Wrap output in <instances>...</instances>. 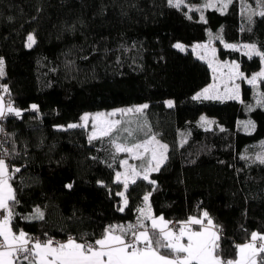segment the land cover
I'll return each mask as SVG.
<instances>
[{"label":"trees","instance_id":"trees-1","mask_svg":"<svg viewBox=\"0 0 264 264\" xmlns=\"http://www.w3.org/2000/svg\"><path fill=\"white\" fill-rule=\"evenodd\" d=\"M241 5L233 0L223 13L206 8L205 23L199 11L170 7L168 0H0V86L22 112L2 121L10 170L21 169L11 180L19 201L13 229L45 240L94 241L110 225L136 222L151 192L154 214L170 221L207 211L225 259L235 258L234 245L251 232L264 234V164L254 162L264 141V108L256 107L244 81L240 100H193L213 73L193 51L174 47L209 41L211 32L264 51V17L249 24ZM32 31L36 40L29 48ZM217 43L219 58L238 60L246 75L262 67L258 57L249 60ZM145 101L147 131L131 142L155 134L169 145L167 160L150 175L155 185L129 183L121 212L123 198L116 193L124 189L115 173L124 153L114 159L109 138L90 142L89 127L67 126L89 111ZM201 113L214 117L212 128L198 123ZM245 118L254 130H244ZM182 129L189 134L179 143ZM36 208L44 218L25 219Z\"/></svg>","mask_w":264,"mask_h":264},{"label":"snow or ice","instance_id":"snow-or-ice-1","mask_svg":"<svg viewBox=\"0 0 264 264\" xmlns=\"http://www.w3.org/2000/svg\"><path fill=\"white\" fill-rule=\"evenodd\" d=\"M232 3L233 0H204L201 7L190 10L199 11L200 20L206 23L204 9L215 8L223 13ZM168 4L170 7L180 8L184 0H168ZM256 5L259 11L252 10L247 4L241 5V13L247 17L249 24L253 23V17L256 15L264 17V0H256ZM188 18L191 19L190 16ZM212 40L224 43L221 33L213 35L209 32V43L197 44L193 48L194 52L197 49L203 50L202 54L198 53V58L207 63L213 73L214 82L194 95L192 99L239 100L241 84L237 81H244L253 90L256 107L264 108V93L260 91V85L264 84V67L250 77H246L240 70L239 63L220 62L217 59L216 49L211 46ZM27 41V46L31 48L35 43L34 36L29 35ZM174 47L184 51L183 45L179 43ZM224 47L241 52L249 60L258 57L261 65H264V51L258 49L256 44L224 43ZM3 64V60L0 59V77L4 75ZM217 80L222 84V89L220 84L216 83ZM0 91L10 95L6 86H0ZM166 104L169 108L174 106L170 100ZM148 107L144 104L108 113L84 114L81 123L67 126L87 128L91 123L92 130L88 136L90 142L109 138L114 148V159L116 154L127 153L130 159L140 161L139 165L130 164L129 159L119 161V166L124 171L115 173V182L122 184L124 189L116 193L123 198L122 206L118 209L121 212L128 204L125 193L129 183L135 184L141 179L155 185L150 175L158 172L167 160L168 145L161 143L155 134L146 133V138L138 142L128 143L127 137L121 142L120 133L126 132L128 137H132L133 130L122 128L123 122L113 117L118 114L121 116L129 113L142 114ZM246 108L248 111L253 110L252 105H246ZM31 110H38V106L33 104ZM9 115L20 117L22 112L13 107L10 100L5 103L4 96L0 95V121ZM200 123L204 127L211 125L213 121L202 116ZM240 123L245 131L255 129V124L251 120ZM144 127L147 125L141 126L139 130L142 131ZM2 132L3 128L0 127V133ZM261 147L264 148V145ZM6 155H9L7 151L0 155V264H264V235L251 232L247 242L234 245L235 258L225 259L221 255L219 229L214 225L207 211H203L200 217L190 216L186 221L170 227L171 222L165 220L163 215L158 217L154 215L150 204L151 192L143 197L144 206L137 209L139 215L135 224L110 225L104 229L100 238L91 242L83 238L78 241L74 237H69L66 242H54L52 239L41 241L23 230L14 232L12 227V221L16 216L14 208L19 201L16 199L11 180L21 169L15 167L10 170L3 158ZM241 159L248 160L249 157L244 155ZM254 162L264 164V152L257 154ZM67 187L71 188V185ZM43 218L44 213L39 208L34 210L32 216L25 217L29 220Z\"/></svg>","mask_w":264,"mask_h":264},{"label":"rangeland","instance_id":"rangeland-1","mask_svg":"<svg viewBox=\"0 0 264 264\" xmlns=\"http://www.w3.org/2000/svg\"><path fill=\"white\" fill-rule=\"evenodd\" d=\"M241 2H242V4H247L252 10L259 11V9H257L256 0H241ZM203 3H204V0H184V4H183L181 7H185V8H187L188 12H193V11L190 10V9H193V8H195V7H201V6L203 5ZM200 14H201V13H200ZM29 35L34 36V39L36 40V36L34 35V32H33V31H32L31 33H29ZM29 35H28V36H29ZM177 43L183 45L185 51H186L187 49H190L191 51H193V48H194L197 44H207V43H209V41H202V42L198 41V42H195V43H192V44H184V43H182V42H176V44H177ZM224 43H227V44H235V43H228V42H225V41H224ZM224 43H223V44H224ZM26 44L28 45V41H27ZM244 44H248V43H244ZM211 46L214 47V48L216 49V56H217V59H218L220 62H225V61H227V62L230 63V62H232V61H235V62H237V63L240 64V62H239L238 60H235V59L230 60V59H223V58L220 59V58H219V55H218V43H217V40H212V41H211ZM193 52H194V51H193ZM194 53L198 56V53L202 54V53H203V50H202V49H197ZM0 59H2V57H0ZM262 67H264V65H262ZM262 67H261V68H262ZM261 68L258 69V70H256V71H254V73L260 71ZM240 70H241V65H240ZM225 71H226V69H225ZM241 71H242V70H241ZM242 72L245 73L244 71H242ZM254 73H252V74H254ZM252 74H251V75H252ZM251 75H246V74H245L246 77H250ZM213 82H214V81H213V77H212V80H211L210 84L206 85V86L203 87L202 89L208 87V86L211 85ZM237 82L241 84V88H242V81H237ZM216 83H217V84H220V81L217 80ZM220 86H221V89H222V87H223L222 84H220ZM202 89H200V91H198L197 93L201 92ZM252 91H253V90H252ZM260 91H261L262 93H264V92L262 91L261 85H260ZM197 93H196V94H197ZM196 94H195V95H196ZM241 98H242V93L240 94V99H241ZM240 99H239V100H240ZM169 100L172 101V102L174 103V100H173L172 98H167L165 101L167 102V101H169ZM144 104H147V105H148V101L141 102V103H134L133 105L115 106V107H112L111 109H102V110H96V111H91V112L89 111V112H86L85 114H95V113H99V112L108 113V112H113V111H117V110H120V109L135 108V107H138V106H141V105H144ZM202 116H203V117H206L208 120L214 122V117H213V116H208L206 113H201V115H200L199 117L201 118ZM200 118H199V120H198V123H199V124H201V123H200ZM113 119H119V120H121V121L123 122V123H122V126H121L122 128H129V129H132V130H133V136H132V137H128L126 132H121V133H120V136H121V142H124V141H125V138L127 137V142H128V143H132L131 141H132L133 139H135L140 133H144V132L147 131V127H144L142 131L139 130V129L141 128V126H143V125H145V124H146V125L148 124V119H147V115H146V109L144 110V112H143L142 114H132V113H129V114L126 115V116H121V115L118 114L116 117H113ZM248 120H250V119L245 118V120H243V121H248ZM80 123H81V122H80ZM72 124H73V123H72ZM76 124H79V123H76ZM212 125H213V123H212L211 125L204 126V128H212ZM88 127L90 128V132H91V130H92V128H91V123L89 124ZM187 131H188V132H187ZM188 134H189V130H187V129H182V130L180 131L179 138H178L179 143L184 142V140L187 138V135H188ZM114 135H115V134H114ZM184 136H185V137H184ZM156 138H157L161 143H163V144H167V145H168V143H167L165 140L161 139L159 136L156 135ZM140 141H142V140H140ZM136 142H138V141H136ZM262 145H264V141H262V142H260V143L258 144V146H257L258 148H257V150H256V155L259 154V153H261V152H264V148L261 147ZM168 146H169V145H168ZM167 155H168V152H167ZM124 159H129V163H130V164H137V165L140 164V161L130 159V158L128 157V154H127V153H124ZM123 171H124L123 168H122L121 170H119V172H123ZM195 216H196V215H195ZM196 217H197V216H196ZM257 233H258V232H257ZM262 235H264V234L262 233ZM246 242H247V241H246ZM244 243H245V242H244ZM240 244H243V243H240Z\"/></svg>","mask_w":264,"mask_h":264},{"label":"built area","instance_id":"built-area-1","mask_svg":"<svg viewBox=\"0 0 264 264\" xmlns=\"http://www.w3.org/2000/svg\"><path fill=\"white\" fill-rule=\"evenodd\" d=\"M4 98L6 100V103L9 101L8 100V97H7V94L4 93ZM3 121V120H2ZM2 121H0V127L3 128V132L0 133V155L3 154V152L7 151L9 153V148H8V141H9V137L7 136V133H8V129L6 126H4V124L2 123ZM3 158L9 162V155H6V156H3ZM34 238H38V239H43V238H39L38 236H35V235H30ZM54 242H62L60 239L58 238H55V237H52L51 238ZM45 240V239H44ZM89 242H91L92 240H89V239H85Z\"/></svg>","mask_w":264,"mask_h":264},{"label":"crops","instance_id":"crops-1","mask_svg":"<svg viewBox=\"0 0 264 264\" xmlns=\"http://www.w3.org/2000/svg\"><path fill=\"white\" fill-rule=\"evenodd\" d=\"M0 95H3L4 96V93H2V92H0ZM5 103H6V100H5ZM7 162V161H6ZM8 163V162H7ZM8 165H9V163H8ZM9 169H10V165H9ZM12 184V183H11ZM13 187V186H12ZM144 206V205H143ZM143 206H141V207H143ZM140 207V208H141ZM152 208V207H151ZM152 211H153V209H152ZM154 213V212H153ZM155 215V214H154ZM156 216V215H155ZM158 217V216H157ZM197 217H200V216H197ZM165 220H167V221H170V220H168L167 218H165ZM184 221H186V220H184ZM171 222V224H170V227H175L176 225H177V223L178 222H176V221H170ZM136 222H129V223H122V224H118V225H128V224H135ZM146 223H148V224H150V222H147L146 221ZM194 228H199V226H197V227H195V226H193ZM13 231L14 232H19V231H15L14 229H13ZM221 233H220V231H219V235H220ZM75 238V237H74ZM68 239V238H67ZM67 239H64L62 242H66V240ZM77 239V238H76ZM78 240V239H77ZM41 241H44V239H41ZM78 241H80V240H78Z\"/></svg>","mask_w":264,"mask_h":264}]
</instances>
